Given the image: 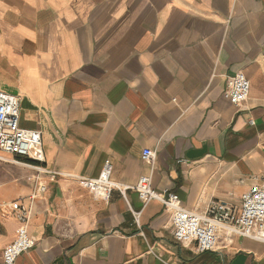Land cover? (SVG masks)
Returning a JSON list of instances; mask_svg holds the SVG:
<instances>
[{"label":"crops","instance_id":"1","mask_svg":"<svg viewBox=\"0 0 264 264\" xmlns=\"http://www.w3.org/2000/svg\"><path fill=\"white\" fill-rule=\"evenodd\" d=\"M239 71L251 83L242 107L224 96ZM0 89L21 98V127L41 130L48 171L0 161V264L19 226L8 204L30 206L37 175V244L14 264H264V241L250 237L182 245L164 204L131 188L151 174L202 213L212 199L240 205L260 183L264 0H0ZM107 159L125 196L80 184Z\"/></svg>","mask_w":264,"mask_h":264},{"label":"built area","instance_id":"2","mask_svg":"<svg viewBox=\"0 0 264 264\" xmlns=\"http://www.w3.org/2000/svg\"><path fill=\"white\" fill-rule=\"evenodd\" d=\"M250 86V80L242 71L233 73L227 77L224 96L236 106L242 107L249 97ZM20 116L21 98L0 89V161H6V155L11 156L12 161L28 158L38 173L48 172L42 166L45 162L42 132L39 129L22 128ZM251 123L254 124V121ZM142 159L153 171L157 159L156 150L144 149ZM112 172L113 163L107 159L99 177L79 178V181L81 185L104 198H110L115 189L125 196V190L130 187H122L114 181ZM50 174L54 178L58 173ZM35 184L30 196V206L19 201L8 204L19 221V226L15 240L3 250L5 264H14L20 255L37 244L36 238L29 232V223L33 215V201L45 191L46 185L38 175ZM131 188L144 203L153 200L163 203L171 213L175 240L182 245L193 246L198 252L220 250L223 245L232 243L234 236L264 241V168L260 183L253 185L242 196L240 205L212 199L202 213L185 208L174 191L164 194L155 190L151 174L142 175ZM164 264L170 263L164 261Z\"/></svg>","mask_w":264,"mask_h":264},{"label":"bare ground","instance_id":"3","mask_svg":"<svg viewBox=\"0 0 264 264\" xmlns=\"http://www.w3.org/2000/svg\"><path fill=\"white\" fill-rule=\"evenodd\" d=\"M6 158H9V155H6Z\"/></svg>","mask_w":264,"mask_h":264}]
</instances>
